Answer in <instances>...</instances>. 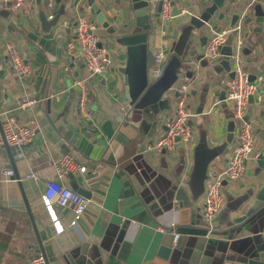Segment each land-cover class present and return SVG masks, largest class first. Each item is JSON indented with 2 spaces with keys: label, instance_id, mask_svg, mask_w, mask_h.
I'll return each mask as SVG.
<instances>
[{
  "label": "crops",
  "instance_id": "0c3cea01",
  "mask_svg": "<svg viewBox=\"0 0 264 264\" xmlns=\"http://www.w3.org/2000/svg\"><path fill=\"white\" fill-rule=\"evenodd\" d=\"M30 1L28 11L12 13L0 0V112L8 111L19 123L37 130L32 145L22 149L10 146L14 161L6 145L0 153V264H29L30 259L41 252L19 182L3 172L8 168L20 176L52 264H58L60 257L70 251L85 264H155L157 251L167 232L189 237L207 234L206 229L197 225L181 226L179 209H171L166 199L174 185L190 182L200 196L203 211L211 173L228 163L235 143V140L232 144L227 142L232 109L227 100L221 99L223 88L219 85V80L228 73L215 70L219 63L197 59L206 47L198 42L191 58L194 76L184 78L172 90L178 91L183 84L189 86L186 106L192 114L189 119L192 138L178 141L173 152H156L149 148L156 137L142 150L143 143L136 141L139 123L121 125L112 138L101 128L109 116L99 101L98 90H104L114 100L119 99L125 87L124 74L119 69L125 66L127 56L110 48L107 45L110 36L106 37L105 47L114 60L109 81L102 76L89 77L88 69L78 56L75 27L78 18L86 16L99 24L97 32L102 37L105 31L97 20V11L87 0H57L52 12L58 22L46 31L40 14L44 12L47 16V0ZM158 1L154 0L156 6ZM212 1L177 0L180 14L166 21L156 13L150 42L153 54L171 47L180 36L187 16ZM96 3L102 5L106 16L114 23H132L135 19L125 0H96ZM250 3V0H226L223 9L229 11L230 17L238 9L245 11ZM223 25V29L230 28ZM256 27L251 23L243 29L244 35L249 33L243 49L251 51L242 54V67L248 73L264 75V68H259L264 62V45L259 43L264 35L258 34L260 31ZM212 34L209 33V37ZM8 40L19 47L24 59L35 69L24 79H19L11 67L5 51ZM71 41L75 43L73 49L69 47ZM203 63L208 64L207 67ZM85 77H89L91 83L92 124V120L79 116L76 90L73 96L70 90L75 78ZM24 96L34 98L36 102L23 109L20 101ZM176 100L177 97L172 98L173 108ZM248 113L256 127H263L264 121L260 117L264 114V97L251 103ZM172 116L173 112H164V118L157 124L159 135ZM263 138L264 135L256 136L255 146L259 152L264 145ZM198 149L212 155L203 169L197 167ZM64 153L74 154L87 166L86 172L69 174L61 179L66 186L77 190L83 188L89 193V206L76 226H71L69 209L54 203L57 217L53 218L43 202L45 181L57 179L55 160ZM252 171L248 167L243 179L223 186L225 203L216 223L231 200L248 191ZM30 172H35L38 178H29ZM246 208L248 204L240 212ZM55 220L61 221L63 232L57 233ZM47 224L53 229L52 239L45 230ZM84 245H87L85 253L80 250Z\"/></svg>",
  "mask_w": 264,
  "mask_h": 264
},
{
  "label": "water",
  "instance_id": "95a60500",
  "mask_svg": "<svg viewBox=\"0 0 264 264\" xmlns=\"http://www.w3.org/2000/svg\"><path fill=\"white\" fill-rule=\"evenodd\" d=\"M87 2L97 11V20L105 31L99 45H105V38L110 36L107 45L117 49L118 54L127 56L125 66L119 69L125 78L124 91L119 99L114 100L104 90H98L99 101L109 116L104 120L101 128L109 138H112L121 125L139 123L141 127L136 141L143 143L142 150L150 140L159 135L157 124L164 118V112L176 113L172 98L178 97L180 93L172 90L184 78L194 76L195 70L192 69L191 58L197 50L198 42L203 46L206 45L209 33L220 32L223 24L230 28L234 27L243 13L245 19L242 32L246 25L255 23L256 30L260 31L258 34L264 35V0H250L251 3L245 11L238 9L230 17H228L229 11L223 9L226 0H213L210 5L199 7L197 13L187 16L180 36L171 47L164 51L168 59L162 75L154 77L150 73V68L154 65V54L151 55L150 42L157 20L156 13L162 10V0L158 1L157 6L154 0H125L135 19L132 23L127 21L122 24L112 22L106 16L102 5L96 3V0H87ZM174 13L179 15L180 11L175 8ZM40 17L46 31L58 22V17L48 19L44 12L40 14ZM242 35L245 39L249 33L245 35L242 33ZM237 37L231 33L226 43L222 45L223 57L215 69L218 73L224 70L230 77H234L233 67L236 61L232 55L238 50ZM261 42L264 45V36H261L259 43ZM241 50L239 62L244 66L242 54L250 53L251 49L242 48ZM204 58V53L197 56L199 61ZM202 65L207 67L208 64L203 63ZM259 68L261 70L264 68V62ZM53 74L55 75V71ZM249 76L251 80H255L257 74L249 73ZM70 90L73 96L76 89L71 87ZM221 94V99L225 100V90ZM50 102L51 100L48 101L49 111ZM250 103H255L253 96H250ZM260 118L264 121V114H261ZM229 119L227 142L232 144L236 139L237 124L233 119V114L229 116ZM244 120L256 124L250 119L249 113L244 116ZM163 128L166 129V125H163ZM255 135H264V126H255ZM177 140H180V137ZM5 145L14 161L11 147L6 140ZM30 145L32 142L26 144L25 147ZM211 157L212 155L205 150L198 149L196 154L198 169L206 167ZM256 166L255 172H250L252 183L248 191L233 198L213 226H208L203 220L202 205L199 203L200 196L192 189L190 182L174 185L167 193L166 202L171 204V209L176 207L179 209L181 226L197 225V227L206 229L207 234L190 237L179 235L177 241L174 242L176 233L167 232L157 251L155 264H264V145L258 154ZM14 172L12 178L17 180L21 187L41 253L45 256L47 264H52L20 176L15 170ZM227 183L228 181L225 180L224 185ZM78 191L89 196L83 188H78ZM247 204L248 208L240 212ZM45 230L49 239H52L54 235L51 225H45ZM86 247L87 245L81 247V252L85 253ZM57 262L58 264L86 263L79 261L74 251L62 255Z\"/></svg>",
  "mask_w": 264,
  "mask_h": 264
},
{
  "label": "built area",
  "instance_id": "2783aa9c",
  "mask_svg": "<svg viewBox=\"0 0 264 264\" xmlns=\"http://www.w3.org/2000/svg\"><path fill=\"white\" fill-rule=\"evenodd\" d=\"M57 0H47V18L55 17L52 9ZM4 7L12 13L28 11L31 8L30 0H2ZM174 0H162L161 19L166 21L177 16L174 13ZM245 19L244 13L241 15L236 25L229 29H222L220 32H213L209 37L204 49V56L213 63H219L223 57L221 47L233 33L237 37L238 50L232 57L236 64L233 67L234 77L225 75L219 80V85L225 90V100L229 102L232 109L233 119L236 126V139L231 148V155L226 166L214 170L211 173L207 184V192L203 203L202 217L208 226L216 224V217L223 209L225 194L223 193L224 181L235 182L243 179L249 167V162L257 163L259 151L256 149L255 125L244 120L250 107V96L255 101H261L264 93L261 91V84L264 82V75H257L255 80H251L249 73L242 67L241 49L243 48L244 38L242 35V25ZM66 24V23H65ZM99 24L81 15L75 27L76 41L79 46L78 56L84 62L89 71V77L102 76L105 81H109L113 68V56L105 45L100 46L102 37L98 34ZM70 48H75L73 41L69 42ZM5 51L9 57L10 64L19 79L31 75L35 70L33 65L26 61L21 54L19 47L11 40L6 41ZM168 57L164 51L154 54V65L150 68V73L154 77H160L163 73ZM68 70V68H67ZM89 77L75 78L72 87L77 93V109L80 117L92 120L94 111L91 106V83ZM179 96L176 100L173 116L168 120L166 129L157 136L156 140L149 146L156 152H173L178 141H189L192 138V125L190 123L191 113L187 108V96L189 86L186 84L178 88ZM36 102V99L24 96L20 101V107L27 109ZM37 136L35 127L19 123L17 118L8 111L0 112V153L5 145V140L10 146L22 149L26 144L33 142ZM180 137V140L177 138ZM239 138V140L237 139ZM87 166L78 161L77 157L71 153H64L55 160V173L57 179L45 181V192L43 202L46 209L53 218L57 217L54 203L60 207L69 209L72 213L71 226H76L82 219L89 206L90 199L81 194L77 189L66 186L61 179L69 174L86 172ZM6 175L13 176L14 169H3ZM29 178L37 179L35 172L28 174ZM60 220H55L54 225L57 233L64 231V226ZM179 234L176 233L174 242L177 241ZM29 264H47L45 256L39 252L34 255Z\"/></svg>",
  "mask_w": 264,
  "mask_h": 264
},
{
  "label": "rangeland",
  "instance_id": "374dc122",
  "mask_svg": "<svg viewBox=\"0 0 264 264\" xmlns=\"http://www.w3.org/2000/svg\"><path fill=\"white\" fill-rule=\"evenodd\" d=\"M174 7L176 8V9H178V10H180L181 8L179 7V5L177 4V0H174ZM152 53H153V51L151 50V55H152ZM207 62H211V61H209L207 58H204ZM260 88H261V91L262 92H264V83H262L261 84V86H260ZM256 164L255 163H253V162H249V169H252L253 170V172H255V170H256Z\"/></svg>",
  "mask_w": 264,
  "mask_h": 264
}]
</instances>
